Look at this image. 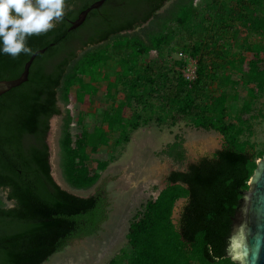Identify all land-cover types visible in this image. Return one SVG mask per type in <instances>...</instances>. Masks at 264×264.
I'll return each mask as SVG.
<instances>
[{"label": "trees", "instance_id": "obj_1", "mask_svg": "<svg viewBox=\"0 0 264 264\" xmlns=\"http://www.w3.org/2000/svg\"><path fill=\"white\" fill-rule=\"evenodd\" d=\"M98 1L65 0L56 27L29 39L32 54L0 55L3 82L18 79L31 55L45 50L32 61L26 82L0 96V264H45L72 241L97 234L108 219L110 202L103 186L79 197L51 176L46 138L49 121L59 116L60 167L64 181L76 190L90 189L100 178L86 166L90 153L111 142L115 148L127 144L149 122L174 126L186 121L222 136L221 149L167 176L166 186L131 220L128 249L107 264H234L226 257L234 219L256 161L264 155L240 139L251 135L252 105L264 95V0H208L207 11H214L209 28L183 50L196 58L193 81L178 73L168 77L143 58L168 47L176 29L195 28V0H103L82 26L71 29V22ZM236 27L262 40L246 48L247 61L243 55L229 60L224 49L226 38H239ZM111 49L122 53L113 81L100 78ZM100 81L105 82L102 89ZM118 87L119 102L112 98ZM101 90L112 101L102 112L106 130L82 131L73 141L71 115L63 107L70 100L89 106ZM158 156L181 164L182 141L167 145ZM111 161L98 162L97 171ZM180 199L186 202L174 224L172 213Z\"/></svg>", "mask_w": 264, "mask_h": 264}, {"label": "rangeland", "instance_id": "obj_2", "mask_svg": "<svg viewBox=\"0 0 264 264\" xmlns=\"http://www.w3.org/2000/svg\"><path fill=\"white\" fill-rule=\"evenodd\" d=\"M207 4L208 0H195L194 7L198 13L195 28L188 32L176 29L172 43L159 53L150 52L143 58V62L159 67L168 77H171L172 73H178L186 79L191 71H196V58L190 57L183 50L193 45L203 28H209V16L213 15L214 11L208 12ZM168 5L169 3L165 7ZM235 29L239 32V38L236 40L226 38L224 49L229 52V60L236 61L243 55L247 61L249 53L246 48L259 45L262 40L238 27ZM109 55L111 60L101 67L100 78L106 77L113 81L118 71L116 61L122 53L111 49ZM175 63H182L184 66L179 68ZM236 77L233 78L237 79ZM104 83V81L99 82V89L105 86ZM120 90L121 87H118L112 91V98L117 102L122 100ZM241 96L244 95L241 94ZM244 99L248 100L245 97ZM111 102V100L106 101L102 90L91 99L89 106L79 105L70 100L63 109L68 110L71 115L69 131L71 139L74 141L82 131L92 133L95 127L106 130V126L101 121L102 112L104 106H110ZM239 107L240 103L236 105V109L238 110ZM251 113L256 116L250 121L251 135L245 134L240 139L252 143L255 151L260 153L264 151V95L253 102ZM61 119L62 116H59L49 121L46 138L50 173L54 182L61 189L79 197H88L98 187L103 186L108 195L110 207L108 219L102 224L97 234L72 241L62 252L50 257L45 264H107L114 256L128 249L126 235L129 224L146 202L155 199L159 191L166 186L165 175L173 171H185L189 164L203 157H210L223 145L222 136L219 134L196 130L186 121H179L174 126H159L149 122L133 132L127 144L115 148L111 142L108 147H98L95 153H90L86 166L90 172H98L100 178L92 188L76 190L64 181L60 167ZM233 121L234 117L231 114L227 122ZM111 138L114 139L112 135ZM179 141H182L185 150V160L181 164H174L170 159L158 156L167 145ZM261 158L256 161V164ZM110 159L112 161L104 171H97L98 162ZM185 202L184 199L176 202L172 213L174 224H177Z\"/></svg>", "mask_w": 264, "mask_h": 264}, {"label": "water", "instance_id": "obj_3", "mask_svg": "<svg viewBox=\"0 0 264 264\" xmlns=\"http://www.w3.org/2000/svg\"><path fill=\"white\" fill-rule=\"evenodd\" d=\"M101 3L102 0L82 11L76 21L71 22V29L81 25L86 15L91 10L97 9ZM44 51V49L38 50L31 55L18 79L0 82V96L26 82L32 61L37 54H43ZM170 173L165 175V180ZM248 187L249 190L234 219L226 257L234 264H264V155L257 162ZM7 205L11 204L7 203Z\"/></svg>", "mask_w": 264, "mask_h": 264}, {"label": "clouds", "instance_id": "obj_4", "mask_svg": "<svg viewBox=\"0 0 264 264\" xmlns=\"http://www.w3.org/2000/svg\"><path fill=\"white\" fill-rule=\"evenodd\" d=\"M65 0H0V55L32 54L28 41L56 27Z\"/></svg>", "mask_w": 264, "mask_h": 264}, {"label": "built area", "instance_id": "obj_5", "mask_svg": "<svg viewBox=\"0 0 264 264\" xmlns=\"http://www.w3.org/2000/svg\"><path fill=\"white\" fill-rule=\"evenodd\" d=\"M195 78V71H191V73L187 76V78L185 79L186 81H193Z\"/></svg>", "mask_w": 264, "mask_h": 264}, {"label": "flooded vegetation", "instance_id": "obj_6", "mask_svg": "<svg viewBox=\"0 0 264 264\" xmlns=\"http://www.w3.org/2000/svg\"><path fill=\"white\" fill-rule=\"evenodd\" d=\"M102 4H103V0H102V3H101V5H102ZM101 5H100V6H101ZM100 6H99V7H100ZM99 7H98V8H99ZM98 8H97V9H98ZM86 17H87V15H86ZM86 17H85V19H86ZM85 19H84V21H85ZM75 21H76V20H75ZM84 21L82 22V24L84 23ZM72 22H74V21H72ZM82 24H81V25H79V26H78V27H76V28H79L80 26H82ZM76 28H75V29H76Z\"/></svg>", "mask_w": 264, "mask_h": 264}]
</instances>
